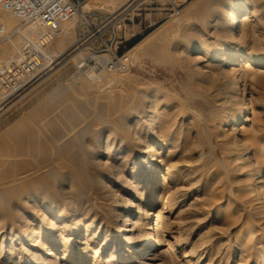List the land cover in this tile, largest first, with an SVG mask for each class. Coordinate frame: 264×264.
<instances>
[{"label":"bare ground","instance_id":"bare-ground-1","mask_svg":"<svg viewBox=\"0 0 264 264\" xmlns=\"http://www.w3.org/2000/svg\"><path fill=\"white\" fill-rule=\"evenodd\" d=\"M139 1L95 0L92 4L85 3L82 11H104L119 29V17L131 12ZM2 13L1 29L7 33L11 20H20ZM192 18L197 22L190 23ZM79 19L80 14L61 24L51 37L47 51L49 64L37 80L68 51L77 52L72 60H77L78 69L79 60L84 57L83 50L75 48L74 24ZM183 23L188 24L189 31L195 28L196 32L186 33L190 36L184 38L187 45L182 49L175 45L171 48L175 57L170 56L171 63L168 62L176 64L180 69L178 76L184 77L179 85L186 99H203L211 107L207 117H212L217 128L230 122L232 131L246 138L240 144L234 137L228 140L230 147L244 151L243 157L240 152L235 153L233 160L246 163L249 154L254 155L256 149L262 154L264 147L258 143V125L252 122L251 114H246L245 107L238 108L235 92L240 84L244 92L248 77L256 79L255 84L264 92V73H252L264 66V0H194L169 27L141 41L136 49L151 56L165 30L176 31ZM16 31V38L10 42L14 54L21 51L22 39L35 41L48 34L33 24ZM243 39L252 41L247 43ZM191 52L195 55L191 56ZM128 55V61L134 57ZM121 82L118 72L90 77L76 71L63 83L45 90L43 100L29 113L36 117L30 121L31 128L26 127V120H18L0 134V264H132L135 259H139L138 264H146L141 261L144 257L154 262L157 246L172 231L165 214L177 210L176 214H181L180 223L184 224L194 216L191 207L200 211L212 202L204 192L198 198L199 203L194 200L195 203L192 201L183 209L195 193L192 185L201 181L204 174L202 171L194 177L198 171V166H194L203 160L199 149L206 144L204 135L190 136L191 122L184 124L181 117L187 113L184 103L173 105V98L178 96L172 94L168 98L163 88L145 86L142 90L133 87L124 90ZM84 108L90 110L92 118L80 125L85 122ZM2 109L0 106V113ZM199 128L205 130L204 125ZM200 167L204 169L205 164ZM261 172L258 169L256 174ZM184 180L189 188L181 185ZM201 183L205 191L208 184L204 180ZM157 189H160L157 201L146 196ZM156 202L161 205L158 211L153 209ZM146 206L151 210L145 212ZM149 212H153V218L145 228L144 219ZM184 228L178 226V234ZM251 235L246 238L248 241ZM179 239L189 245L188 256L195 259L194 264L208 250L221 248L222 243L220 237L213 235L201 237L197 244ZM225 257L224 264H229L228 258L235 256Z\"/></svg>","mask_w":264,"mask_h":264},{"label":"rangeland","instance_id":"rangeland-1","mask_svg":"<svg viewBox=\"0 0 264 264\" xmlns=\"http://www.w3.org/2000/svg\"><path fill=\"white\" fill-rule=\"evenodd\" d=\"M141 1L142 0L139 1V5L136 8H134L131 12L127 11V14L121 17V23H120L121 28L116 29L114 22L109 23V25H107L109 28L107 29L105 27L108 31H104L102 37L103 39H114L112 46H113V49H116L117 55H124L127 57L129 53L128 55L129 57L130 55L134 56V57H131L129 60L130 64H129L128 70L125 72H118V76L122 79L120 87H122L124 90L127 89L128 87H133L134 89H138V90H142L145 88L153 89V87L154 88L159 87V88H163L162 89L163 92L165 93L168 92L166 94L168 98H171L172 94H176L178 96L177 99L173 98L172 100V103L174 102L173 105H175V103L176 104L184 103L183 108L186 110L187 113L181 117H182V120L184 119L183 121L185 122L184 124L188 123L187 121L191 122L190 123L191 128L189 130V133L191 134L190 136L193 137V136H197L201 134L200 137H202V135H204L205 137L203 136L202 138H204V141L206 144L201 145L199 149L200 152L202 151V154H203V160H202L203 162L201 161L199 164H196V166H194V167L198 166L197 167L198 171H196L197 174L195 173L194 177L198 176V174L201 175L202 171L204 172V174L201 176V181L197 182L195 185H192L191 190L195 191V193L191 194L192 197H190L187 200L183 209H186V207H188V205L191 204L192 201L193 203L196 202V204L199 203L200 199L198 198H200V195L204 192L207 193L210 196V199L212 200L211 203L202 207V210L200 209V211L199 209L198 210L195 209L194 206L191 207L193 209H191L190 212L194 213V216L192 218L187 219L186 223L184 224L180 223L179 218L181 217V214H176L177 210L176 211L171 210L169 211L168 214H165V216L168 219L167 221L169 223L168 225H170L172 231L170 233H166L164 235L163 244L157 246V250L153 256L155 260L154 262L146 261V257L141 259V261H144L146 264H159V263L160 264L162 263L163 264H174V263L175 264H194L195 259L188 256L189 245L183 244V241L182 240L180 241L179 238L187 239L188 242L197 244L201 237H204V236L211 237L213 235V236L220 237V240H222L221 245L223 246L220 245L221 248L219 247L216 248L215 246L214 247L215 249L208 250L205 257H202L198 264H205V263L206 264H218V263L224 264V262L227 260L225 259L226 258L225 256L231 257L232 255L235 257L228 258V260L230 261L229 264H232L231 262H235V261H237L236 264H264V221H263L264 220V214H263L264 206H262L264 205V170H263L264 169V152L261 154L256 149V151L252 153L254 155L249 154L251 157L249 160L246 161V163L245 161L242 162L238 160H233L235 157V153L240 152L242 155L244 151H242V149L241 151H237L239 147H234V146L230 147L228 142L230 140H233L231 137H234V140L235 139L238 140L240 144L246 138L243 139L244 136L237 134L235 131H232L233 124L230 122H228L226 126H223L222 124V127L217 128L214 122L211 121L212 117L211 116L209 118L207 117L210 115L209 112L211 110V107L206 105L203 99L201 98L186 99L185 98V92L180 88V85H179L184 82V77L178 76V72H180V69L179 67H177L176 64L170 65L171 62L169 61V57L170 56L175 57V54L173 51H171V48L173 49V47L177 46L178 48L182 49L183 47L187 45V42L185 39H187L186 37H189L191 34L192 35L195 34L196 32L195 28H192L191 26L192 29L190 28L191 31H189L188 24L183 23L182 26L176 31L166 29L164 33L165 34L164 37L157 39V43H156L157 45L155 46L154 50H152V55L150 54L151 56L140 54V52H138V49H136L137 44L144 42L145 40H147L148 37L150 38L152 36H155L156 33L159 34V32L169 27L173 23L175 18L178 16V15L170 16L169 12L167 11L168 10L167 7L164 6L163 3L160 1H155L152 5H148L145 2L142 3ZM193 1L194 0H189L179 10V12L185 9L186 7H188ZM94 2L95 0L87 1L88 4H92ZM91 11H92L91 13H94V15H92L94 18L92 21L96 24L99 21L104 22V21L110 20L111 18L110 15H108V13L104 11H99L98 9H92ZM0 12H3V11L0 10ZM4 14L5 16H8L6 13ZM11 21L13 23L11 24L12 25L11 28H9L6 31L7 33L2 32V29H1L2 27L0 24V29H1L0 31V67L7 60L14 57L13 55L17 54V53L14 54V50L11 49L12 47L10 45V42L14 40V38H16L17 36L16 30L17 29L23 30L24 28L28 26L27 24L21 21L16 22L14 21V19H12ZM77 22L78 20L76 21V24H74V40L76 44L79 38V28L81 30L84 29L78 26ZM196 22H197V19L195 18H192L190 20V23H196ZM247 30H248V27H247ZM186 33H189L190 35H186ZM5 36H9L10 39H6ZM135 39H139V41H137L135 44L130 46L131 43ZM243 40H246L247 43L252 41V39H248V40L243 39ZM22 41H24V39H22ZM76 44H75V47H76ZM167 47L169 49H167ZM80 49L82 50L84 48L79 47V50ZM168 50H170V52H168ZM132 51H135V52H132ZM76 53H77L76 51L75 52L68 51L56 61V64L52 66L53 69L48 71L46 74L42 75L38 80L36 78L31 83H28L27 85H25L23 88H21L18 91L16 95L12 97H6V99H0V106L1 108L5 110L4 111L2 109L3 113H0V134H2V132H4L6 129L11 128V126L13 127L14 124L18 120L19 121L26 120L25 121L26 127L31 128L32 126L30 125L31 123L30 121H34L36 117L33 115L32 117L30 115L31 114L30 112L33 111L35 105L38 102H41L43 100L44 98L43 95L48 91L49 87L51 88L52 86L54 87L60 83H63L65 78H68L74 75L76 71H80L90 77L103 73L100 71L91 70L93 67V62H90L87 64L88 68L77 69V64H76L77 60H72V57L75 56ZM82 54L85 57L88 55V51L84 49ZM190 55L193 56L195 54L191 52ZM136 56L138 57V59H136L137 58ZM169 69L171 70L169 71ZM256 70L258 71H252V73L256 72V74L257 73L262 74L264 73V66ZM171 73H173L174 75ZM255 83H256V79H252V78L250 79L248 77L247 84H245L246 86H245L244 92H241V84H240V89L239 91L237 90L235 92V95L237 94L236 101H237V104H239L238 108L245 107V109L247 110L246 114H251L252 122L258 125L260 129V132L258 133V141H259L258 143L264 147V92ZM105 86H109V85H105ZM111 90H114V89H111ZM77 102L80 103L79 100ZM187 107L189 108L190 112ZM84 111H85V115H84L85 122H83L80 125H84L92 118V116L89 114L90 110L88 108L87 109L84 108ZM192 112H194V114L195 115L197 114V115L195 116ZM226 112L228 111L226 110L224 114H226ZM76 120L78 121L80 120V118L76 117ZM177 120L179 119L177 118ZM197 120H200V121H197ZM204 120L205 121L207 120V122H205ZM202 121H204L206 124L203 123ZM199 125L200 127L204 125L205 130L203 131L201 128H199ZM238 125H241V123H239ZM187 126H189V124ZM181 130H183V128H181ZM224 135L226 136L225 138H223ZM254 150L255 149H253V151ZM236 161L237 163L235 164ZM232 163H234V165ZM204 164H205V168L201 169L200 166ZM258 169L262 171L261 174H256ZM222 172H224L225 174ZM203 180L207 182L208 184V186L205 188V191H203V188L201 186L202 184L201 182H203ZM218 181H220L221 183L220 182L218 183ZM181 185L185 188H189L187 180H184V182L182 181ZM159 190L158 189L155 190L151 195H148L147 193L146 196H150L153 198V200L157 201L158 196L160 194ZM216 200L217 202L215 203L214 201ZM144 206L145 205H143V208ZM237 207L240 209H238ZM260 207L263 209H260ZM160 208H161V205H159V203L156 202V204L153 207L154 211H158ZM218 209L220 211H218ZM150 210L151 208H147V206L145 207V212H148ZM258 210H261V211H258ZM193 211L195 212L197 211L198 214ZM149 213L151 214H149L147 218L144 219V223L146 222L145 228H148V224L150 221H152V218H153L152 217L153 212H149ZM223 219L226 220L227 222L226 221L224 222ZM257 222L259 223V225H257ZM178 226L185 227L186 228V229L184 228L185 231H182L180 234H178ZM250 233H252L251 241L250 240L248 241L246 238L248 237ZM223 240L226 241L224 242V244H223ZM167 242H169V244H167ZM241 245H243V247H241ZM240 247L243 249L241 250ZM184 255L186 257H183ZM138 260L139 259H135L134 260L135 263H132V264H138L136 263V262H139Z\"/></svg>","mask_w":264,"mask_h":264},{"label":"built area","instance_id":"built-area-1","mask_svg":"<svg viewBox=\"0 0 264 264\" xmlns=\"http://www.w3.org/2000/svg\"><path fill=\"white\" fill-rule=\"evenodd\" d=\"M87 1L89 0H0L1 11L27 25H36L48 33L35 41L24 39L21 51L0 67V97L16 95L21 88L34 81L41 71L47 68L49 64L47 51L51 37L61 24L74 19L79 14L77 25L84 29L79 28V38L75 48L83 47L88 51V55L79 60L78 69L88 68L87 64L93 62L91 69L93 71L110 74L128 70V58L117 55L116 49H113L114 39L102 37L103 32L108 31L107 25L111 23L110 20L94 23L92 21L94 13L82 11ZM155 1L162 2L172 16L178 15L179 10L189 0H145V3L152 5ZM126 14L127 12L123 13L121 17Z\"/></svg>","mask_w":264,"mask_h":264},{"label":"trees","instance_id":"trees-1","mask_svg":"<svg viewBox=\"0 0 264 264\" xmlns=\"http://www.w3.org/2000/svg\"><path fill=\"white\" fill-rule=\"evenodd\" d=\"M137 41H139V39H135L130 46H132L133 44H135Z\"/></svg>","mask_w":264,"mask_h":264}]
</instances>
